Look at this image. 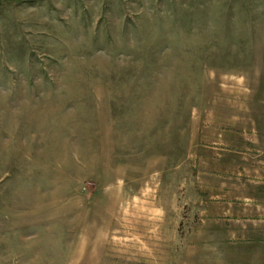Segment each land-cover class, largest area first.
<instances>
[{
    "label": "rangeland",
    "instance_id": "obj_1",
    "mask_svg": "<svg viewBox=\"0 0 264 264\" xmlns=\"http://www.w3.org/2000/svg\"><path fill=\"white\" fill-rule=\"evenodd\" d=\"M252 144L264 0H0V264H251Z\"/></svg>",
    "mask_w": 264,
    "mask_h": 264
},
{
    "label": "crops",
    "instance_id": "obj_2",
    "mask_svg": "<svg viewBox=\"0 0 264 264\" xmlns=\"http://www.w3.org/2000/svg\"><path fill=\"white\" fill-rule=\"evenodd\" d=\"M251 151V166L242 162L236 167L233 188L226 187L220 198L226 202L229 219L225 220L235 224L234 238L251 245V264H264V161L258 163L264 145L252 144ZM243 256L247 258V253Z\"/></svg>",
    "mask_w": 264,
    "mask_h": 264
}]
</instances>
